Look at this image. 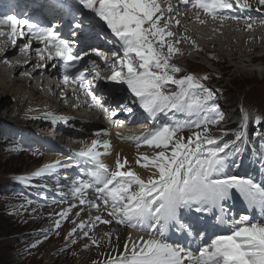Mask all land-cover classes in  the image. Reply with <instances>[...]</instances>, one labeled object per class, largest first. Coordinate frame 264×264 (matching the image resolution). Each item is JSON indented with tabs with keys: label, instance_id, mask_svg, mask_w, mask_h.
Here are the masks:
<instances>
[{
	"label": "snow or ice",
	"instance_id": "1",
	"mask_svg": "<svg viewBox=\"0 0 264 264\" xmlns=\"http://www.w3.org/2000/svg\"><path fill=\"white\" fill-rule=\"evenodd\" d=\"M78 2L106 24L116 38L108 43L113 46L118 43L122 50V55L121 51H113L112 55L116 60L110 61L99 48L91 49L106 67L113 69L111 76L106 79L126 84L132 95L139 98L145 111L151 114L165 111L195 114L205 110L216 113L215 118L205 117L202 123H195L194 127L197 129L204 126V133L193 132L187 140L178 135L183 128L179 123L175 126L166 125L144 138V145L159 149L151 156L141 153L136 160L141 168L154 169L146 178L130 167L125 170L127 158L122 162L118 157L115 169H111L100 158L102 154L97 150L101 144L99 140H93L90 146L76 154L83 162L94 166L90 178L97 185L94 191L97 199L102 202L98 204L83 198L85 190L92 188L93 183L79 179L73 182L72 192L73 195L82 197L80 204H89L97 211L103 206L108 215L120 224L141 228L147 224L145 230L154 232L159 237H141L140 243L125 244L124 252L108 264H264V222L255 220L250 215H242L239 219L233 216L230 221L223 218L227 215L224 202L232 200L236 194L248 207L258 208L261 219L264 220V181L258 183L251 177L226 173L230 157L240 149L235 144L221 145L219 138L212 136L206 127L207 124H216L223 119L217 105L213 103L211 107L208 106L213 100V90L205 87L193 74L175 77L174 73L181 69L170 64V58L179 50L165 39L174 33L166 31L167 25L160 26L162 17L157 13H161L162 9L157 0ZM235 2L239 4V0ZM259 2L264 4V0ZM193 6L204 9L214 18L218 11L231 9L233 3L230 0H196ZM242 6L248 7L247 4ZM54 7L50 6L51 10ZM4 26L11 29L9 35L13 44L17 38L25 35L42 41L44 47L36 49L42 59L46 53L49 59L63 60L66 67L68 64L76 67L77 63L89 56V52L76 50L74 43L62 37L56 30L57 25L41 28L18 14H0V29ZM79 27V24L75 25V28ZM70 32L72 36L76 35L74 30ZM0 35H4L2 30ZM165 46L167 53L164 52ZM30 47L29 41L21 50ZM100 71L101 66L97 60L90 59L82 66V70H78L75 75L65 74L63 79L65 82H79L87 90L90 85L86 83V74L99 76ZM168 83L177 86L178 90L166 93L164 88ZM89 94L92 95L93 103L101 105V98ZM243 120L242 129H245L248 120L246 113ZM255 122L260 123L259 116L255 118ZM244 136L245 132L241 131L237 140ZM103 147L109 149L110 142L104 141ZM228 149L233 151H227ZM69 166L71 165L56 160L34 171L32 176L39 177L55 172L57 168ZM233 166L237 165L233 163ZM18 179L27 180L29 177L21 176ZM214 208L221 212L217 219L227 226L225 234L212 236L195 250L191 246L169 242L166 234L170 227L202 241L204 232H194L195 225L185 223L183 213L210 212ZM70 210L62 211L59 215L66 218ZM95 222L110 224L112 219L102 220L100 215L94 219L90 217L89 223L94 226ZM55 227H60V221L56 222ZM79 227L83 229L88 225L81 221ZM75 231L76 228H73L69 235ZM84 235L87 236L88 232ZM105 235L111 237V233ZM92 243H97L94 237Z\"/></svg>",
	"mask_w": 264,
	"mask_h": 264
},
{
	"label": "bare ground",
	"instance_id": "2",
	"mask_svg": "<svg viewBox=\"0 0 264 264\" xmlns=\"http://www.w3.org/2000/svg\"><path fill=\"white\" fill-rule=\"evenodd\" d=\"M36 3H39V6L34 7L33 10L38 9V11L44 16L53 15V12H50L51 8L49 5H47L43 1L40 2V0H36ZM24 6L26 7V4H24ZM32 6H33L32 4L29 5L28 9ZM242 15L243 17H247L246 15L239 14V13H236L232 17H238V16L241 17ZM185 24L194 29L193 33L196 36V41L198 42V46L202 49L203 54L207 55V57L211 58V60H213L215 64L219 65L226 75H231V76L232 75L233 76L234 75H244L245 76L249 74L252 75L254 72L259 73V74L262 73V75H264V33H257L254 36L242 37V33H241L242 30H239L237 33L235 27H233V30H232V29H229L228 27L214 26L213 23H211L210 25L200 28L196 26H191L190 22L187 20H185ZM214 28L216 29V31H213ZM257 28L258 30H260V32H262L264 30V24H258ZM218 30L223 33V36L218 34L217 32ZM100 49L106 53H109L112 51L105 46L100 47ZM184 50L187 54L188 59H191V58L194 60L197 59L198 55L196 54L191 55V53H188V48H184ZM18 52L20 53L18 54ZM12 57L13 59H11ZM8 58H10L11 61L8 62L6 65H3L0 63V105L3 104L6 100H8L9 97L10 98L13 97V94L17 95L21 90L20 86L22 85L20 83L18 84V86H16V82L10 80V72L14 73L15 76H18V74L21 71H24L29 65L39 62L38 57H36V48L34 45H31L30 47V54H28L24 50L19 51L18 49H13L11 52L9 51ZM27 61H29L30 63L27 66H25V62ZM195 61L200 63L198 64V66L202 67L201 65L202 62H200L199 60H195ZM256 64L263 65V68H258L259 66L255 67L257 66ZM40 71L41 70L38 69L34 71L32 75H37L40 73ZM48 71L51 74H47L43 79H41L40 83L42 85H45L48 90L50 89V86H52V89H50L52 91L51 99L55 101L52 102L50 99L43 98L41 100L39 99V102L37 104V99L39 97L34 96L32 98V103L30 105V111H29L30 113L33 109H38V108H42L46 106H52L50 110L57 114H62L65 112V107H63V105L66 106L67 104L63 103V101H62L63 105L61 103L57 104V100H59L60 98H59L58 91L54 89L55 83L63 86V84L59 80V74H55L53 70H48ZM18 81H20L23 85L25 83L20 78L18 79ZM28 81L29 83H31L30 80ZM19 96H22V95L20 94ZM21 100H24V98H21ZM23 103H26V101H24ZM1 117L3 119L6 116H0V118ZM117 117L121 121L125 120V117L122 115H117ZM82 124L87 126L91 130H88V131L84 130L82 132H79L78 133L79 136L82 137V139L87 140L86 146H90L93 140H99L101 142V144L98 145L97 150L101 152L102 154L100 158L111 169L113 170L115 169V162L117 158L119 157L122 162L124 158H127L128 164L126 165L125 170L128 167H130L133 170L137 171L144 178H146L151 171H154V169L145 170L136 163V160L139 154L149 153L153 155L156 151H159V149H155V148L144 145L143 140L144 138L149 137V135H146L144 134V132L140 131L139 130L140 127L138 125H132L126 128H111V127H108L107 125L100 126L97 124V122L96 123L95 122H85ZM54 135L56 134H52L51 132H49L48 136L46 137L55 139L56 141H58L57 144L65 145L66 140L64 136L57 135V137H55ZM104 141L110 142L111 147L109 149H105L103 147ZM61 149H62L61 150L62 153H64L63 156H66L68 148L62 147ZM105 152H109L110 154H104ZM58 154H59V151L57 150H55L51 154H46L44 157L43 164L45 165V164L54 162L58 159H61V156H58ZM232 163H235V165H237L236 167L241 165V159L237 154L232 158ZM73 168H74V165H71L68 167V170L72 171ZM90 168H91L90 165L86 166L87 171H90ZM95 203H98V202H95ZM80 212H83V211H80ZM84 212L85 213L81 217L79 216L81 213L78 215L80 220L83 219V217L87 215L88 212L92 213V211L88 209L87 210L85 209ZM208 213L209 212L190 211L186 215L183 214V218L191 220L192 222L198 223L199 221L206 220L205 216H207ZM118 224L111 223L110 225H108V224L102 223L100 225V228L97 230V235L102 241L103 240L105 242L107 240L110 241V243L107 244L109 245V248L111 247V244L113 243V245L116 244L120 246L121 247L120 250L123 252L125 244L130 243V242L140 243L141 237L145 239H147L149 236H152L153 238H157L154 232H149L145 230L147 228V224H145L144 228L133 227L131 225H126L124 226L125 228H122L120 225L123 226V224H120V225ZM114 232L116 233L115 237L112 236V233ZM106 233H111V237L110 238L107 237L105 235ZM169 234L170 236L178 237L179 244H182L183 240L189 243L188 245H185L186 243L184 242V246H191V242H193L194 244L193 237H188L184 232L176 231L173 228H170ZM54 252H55V246L52 245L48 249L45 255V259H44L45 264H53L54 257L52 256V254ZM80 255L81 256L78 259H76L73 264H91L90 263L91 254L89 253V251L82 252V254Z\"/></svg>",
	"mask_w": 264,
	"mask_h": 264
},
{
	"label": "rangeland",
	"instance_id": "3",
	"mask_svg": "<svg viewBox=\"0 0 264 264\" xmlns=\"http://www.w3.org/2000/svg\"><path fill=\"white\" fill-rule=\"evenodd\" d=\"M50 12L52 11L50 10ZM195 50L194 48L191 54L198 55L195 60L202 62V67L198 66L200 63L192 58L181 61V63L187 66L189 70L199 74L209 73L212 77L214 76L211 81L215 86H220L226 93L232 92L229 96L231 100L229 99L228 101L230 108H233L237 103L243 101L246 105L257 107L264 113V75H262V73L259 74L254 72L252 75L249 74L245 76L234 75L235 77L233 75H226L222 68L215 64L211 58L207 57V55L204 56L203 53L195 52ZM256 65L255 67L259 66L258 68H263V65ZM66 102V100L63 101V103ZM240 132L241 131L236 130V132L234 131L228 134L225 136L224 141L228 144H237L239 149L241 148L239 151L241 154L246 140L244 137L237 140V136L235 135H238ZM231 151H233V149H231ZM44 156L45 155L40 152L34 155L31 153H24L23 151L17 154L8 152L5 148L4 140L0 139V189L5 183L14 181L25 172H30L44 165ZM261 166H264L263 161L252 158L246 162V169L244 171L252 174L258 171V167ZM16 190H20V188L16 187ZM56 197L58 196H55V198ZM13 200L14 201L0 197V253L2 255V260H4V264H45V255L52 245L55 246V252L52 254L54 257L53 264H73L75 260L81 256L80 254H82V252L88 251L91 254V262L99 263L102 262L105 257L109 259L116 248V244L113 245V243L111 244V248H109L107 244L110 243V241L107 240L105 242L98 237L97 230L100 226L95 227L96 222L92 227L88 224V238H84L82 234H80L81 231H79L78 235L81 239H74L73 235H71L67 240L65 232L71 231L78 221H82L79 219V216L81 217L85 213V209H87V207H82V205L78 210L74 209L77 207V204H79L80 199L78 200V198V201L76 199H71L68 200L67 203L64 201L52 204V201H50L47 204L45 215L41 213L39 207L29 204L31 199L24 192L22 193L21 199L13 198ZM69 208L71 210L68 212L67 217L62 218L59 214ZM90 208L91 207H89V209ZM28 209L36 210L34 216ZM57 221H60V227H55V233L49 231L51 227L55 226ZM120 226L125 228L124 225ZM33 232L36 233V237L32 235ZM112 236L115 237L116 233H112ZM93 237L97 240L96 244L92 243ZM82 238L89 241L88 249L84 248V244L87 243V241H84ZM71 240L72 244L76 242L75 245L71 244ZM113 246H115V248Z\"/></svg>",
	"mask_w": 264,
	"mask_h": 264
},
{
	"label": "trees",
	"instance_id": "4",
	"mask_svg": "<svg viewBox=\"0 0 264 264\" xmlns=\"http://www.w3.org/2000/svg\"><path fill=\"white\" fill-rule=\"evenodd\" d=\"M1 236V235H0ZM2 255H1V253H0V264H4V260H2Z\"/></svg>",
	"mask_w": 264,
	"mask_h": 264
}]
</instances>
